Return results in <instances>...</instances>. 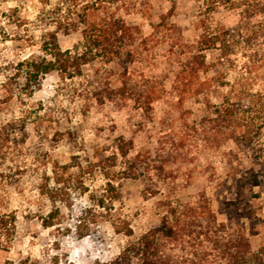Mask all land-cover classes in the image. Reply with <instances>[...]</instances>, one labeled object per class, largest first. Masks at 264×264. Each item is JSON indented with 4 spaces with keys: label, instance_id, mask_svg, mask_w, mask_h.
Masks as SVG:
<instances>
[{
    "label": "trees",
    "instance_id": "1",
    "mask_svg": "<svg viewBox=\"0 0 264 264\" xmlns=\"http://www.w3.org/2000/svg\"><path fill=\"white\" fill-rule=\"evenodd\" d=\"M167 1L172 7L151 24L153 32L146 37L139 26L126 21L122 11L146 13L150 0H61L64 9L57 10L52 25L57 31L78 32L80 38L73 48L62 50L57 31L48 32L42 54L20 64L25 85H39L51 73L75 79L89 65H104L114 71L117 84L98 85L96 100L101 104L136 100L141 110L150 112L153 103L167 94L165 81L170 74H174L176 88L185 83L184 76H198V97L203 96L196 123L198 149L209 161L208 153L230 145L222 157L236 190L241 193L258 188L263 194L264 74L260 71L264 69V0H196L198 36L192 42L184 38L182 28L172 21L177 0ZM222 11L234 13L238 18L236 24L227 26L216 20ZM163 45L168 46L163 58L172 68L163 76H146L142 71L138 76L135 69H141L155 49ZM209 72H214V76L202 81L201 75ZM214 87H224L219 102L208 98ZM184 140L183 130L172 131L159 138L154 151L134 152L133 141L119 136L110 148L94 150L86 167L77 156H72L70 163L54 170L56 185L72 175L98 173L104 180L100 190L92 193L91 204L77 217L74 230L80 237L88 235L102 218L111 223L116 234L132 237L129 220L115 205L123 203L121 181L154 180L144 195L159 196L155 203L157 224L127 242L114 256L96 258L91 264H264V246L255 251L245 227L219 222L204 190L188 197L180 194L191 179L188 176V180H182L185 182L180 180L178 154ZM45 193L56 204L41 218L42 226L50 228L58 224L60 206L71 205L65 202L62 188L48 186ZM15 233L16 217L0 213V246L10 242ZM5 264L71 262L57 243L39 257L28 255Z\"/></svg>",
    "mask_w": 264,
    "mask_h": 264
},
{
    "label": "rangeland",
    "instance_id": "2",
    "mask_svg": "<svg viewBox=\"0 0 264 264\" xmlns=\"http://www.w3.org/2000/svg\"><path fill=\"white\" fill-rule=\"evenodd\" d=\"M63 5L61 0L49 3L0 0V213L16 217L14 237L0 246V264L28 255L39 257L57 243L71 264H91L96 258L114 256L127 242L136 240L158 222L155 203L159 196L144 195L154 180L121 181L123 203L115 205L129 220L134 231L132 237L116 234L111 223L103 218L91 227L88 235L80 237L74 230L77 217L91 204L92 193L100 190L104 180L98 173L72 175L56 185L54 170L70 163L72 156H77L78 162L86 167L94 150L110 148L119 136L133 141L134 152L154 151L160 137L180 130L185 138L178 154L180 180L185 182L182 180L191 176L180 194L188 197L204 190L219 222L229 227L238 224L245 227L253 249L263 247L264 193L258 188L241 193L236 190L222 157L230 145L208 153L209 161L198 149L196 123L203 101V96L198 97V76H184L185 83L176 88L174 74H170L165 81L167 94L153 103L150 112L141 110L136 100L102 104L96 100L98 85L117 84L114 71L104 65H89L75 79L51 73L39 85H25L20 64L42 54L44 36L57 31L51 23L52 17L57 10L64 9ZM171 7L167 0H150L146 13L123 9L122 14L147 37L153 32L151 24L157 23L159 16ZM198 13L196 0H177L172 21L182 28L189 42L198 36ZM216 20L233 26L238 18L234 13L222 11ZM79 38L78 32L57 31L62 50L73 48ZM167 47L155 49L143 67L135 69L138 76L141 71L146 76L165 75L172 68L163 58ZM214 74H202L201 80ZM260 74H264V69ZM255 87L259 88V84ZM223 90L224 87L210 89V101L219 102ZM170 144L173 145L171 141ZM48 186L62 188L65 202L71 206L61 205L58 224L44 228L41 218L56 206L45 193Z\"/></svg>",
    "mask_w": 264,
    "mask_h": 264
}]
</instances>
